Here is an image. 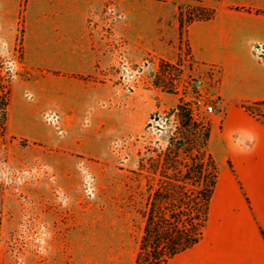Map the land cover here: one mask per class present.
Returning <instances> with one entry per match:
<instances>
[{
	"label": "rangeland",
	"instance_id": "1",
	"mask_svg": "<svg viewBox=\"0 0 264 264\" xmlns=\"http://www.w3.org/2000/svg\"><path fill=\"white\" fill-rule=\"evenodd\" d=\"M177 2L183 9L193 4ZM108 6L116 15L105 14ZM21 13L15 31L0 16V58L11 74L7 126L0 134V264H133L149 159L166 151L179 104H189L196 119L210 124L223 116L216 105L211 114L191 107L197 78L213 86L208 67L192 60L183 31L179 46L169 39L161 48L130 49L118 32L119 0L106 1L101 14L88 19L89 35L93 21L107 60L89 78L99 98L83 123L86 136H79L65 123H72V112L59 114L39 94L46 86L58 88L61 74L25 62ZM80 140L85 153L63 146ZM60 169L71 172L65 176Z\"/></svg>",
	"mask_w": 264,
	"mask_h": 264
},
{
	"label": "crops",
	"instance_id": "2",
	"mask_svg": "<svg viewBox=\"0 0 264 264\" xmlns=\"http://www.w3.org/2000/svg\"><path fill=\"white\" fill-rule=\"evenodd\" d=\"M106 1L0 0V16L8 18L11 31L22 11L25 62L60 72V86H46L39 94L44 92L53 111L72 112V123H65L79 136H86L83 123L99 98L89 78L107 60L97 28L89 35L88 19L99 16ZM197 1L215 16L187 25L182 40L192 60L220 71L216 106L223 116L211 122L208 143L218 175L202 238L169 264H264V123L243 107L264 101V56L253 53L256 44H264V0ZM119 5L118 32L130 49L161 48L169 39L179 46L177 0H119ZM66 145L87 151L82 140Z\"/></svg>",
	"mask_w": 264,
	"mask_h": 264
},
{
	"label": "trees",
	"instance_id": "3",
	"mask_svg": "<svg viewBox=\"0 0 264 264\" xmlns=\"http://www.w3.org/2000/svg\"><path fill=\"white\" fill-rule=\"evenodd\" d=\"M178 7L179 34L194 21L210 20L215 10L197 0ZM26 0H22V5ZM10 69L0 58V134L6 131L10 105ZM244 109L264 123V101L244 104ZM177 125L166 151L149 159L139 210L141 232L133 264H169L178 254L200 241L207 221L218 167L208 151L211 127L198 120L181 102Z\"/></svg>",
	"mask_w": 264,
	"mask_h": 264
},
{
	"label": "built area",
	"instance_id": "4",
	"mask_svg": "<svg viewBox=\"0 0 264 264\" xmlns=\"http://www.w3.org/2000/svg\"><path fill=\"white\" fill-rule=\"evenodd\" d=\"M105 14L106 15H116L115 9L112 6H108L105 8ZM118 17V16H117ZM115 17V19L117 18ZM90 26L92 29L94 27V22L91 21ZM107 27V26H105ZM105 32V28L103 29ZM253 53L257 56L258 59H262L264 56V44L259 43L256 44L253 47ZM208 77L211 80V84L213 85L212 87L206 86V83L204 80L197 78L193 84L194 89H192L193 93V108H197L199 106H203L205 108V111L207 114H211L215 112V105L216 102L218 101L219 95L216 92V88L219 86L220 82V71L216 66H208ZM208 89H210V92H208ZM190 106L189 104H186ZM48 121L56 124L57 123V116L55 114H50L47 116ZM92 185V179H87L86 180V186L87 190L90 191Z\"/></svg>",
	"mask_w": 264,
	"mask_h": 264
}]
</instances>
